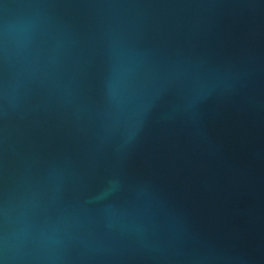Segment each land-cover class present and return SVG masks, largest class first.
<instances>
[{
    "label": "water",
    "instance_id": "obj_1",
    "mask_svg": "<svg viewBox=\"0 0 264 264\" xmlns=\"http://www.w3.org/2000/svg\"><path fill=\"white\" fill-rule=\"evenodd\" d=\"M0 264H264V0H0Z\"/></svg>",
    "mask_w": 264,
    "mask_h": 264
}]
</instances>
